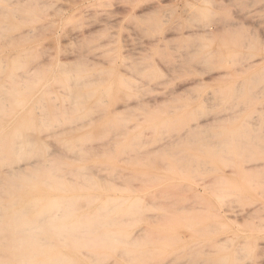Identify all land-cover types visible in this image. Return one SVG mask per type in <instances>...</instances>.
<instances>
[{
  "label": "rangeland",
  "instance_id": "1",
  "mask_svg": "<svg viewBox=\"0 0 264 264\" xmlns=\"http://www.w3.org/2000/svg\"><path fill=\"white\" fill-rule=\"evenodd\" d=\"M6 4L0 105L21 109L17 144L37 149L13 166L50 170L80 219L96 207L95 185L115 190V208L142 214L106 228L117 233L110 247L81 245L73 264H264V0ZM69 238L58 240L88 242Z\"/></svg>",
  "mask_w": 264,
  "mask_h": 264
},
{
  "label": "bare ground",
  "instance_id": "2",
  "mask_svg": "<svg viewBox=\"0 0 264 264\" xmlns=\"http://www.w3.org/2000/svg\"><path fill=\"white\" fill-rule=\"evenodd\" d=\"M20 2V0H19ZM17 9V8H16ZM14 10V9H13ZM15 11V10H14ZM25 23V22H24ZM228 24V23H227ZM24 33V32H23ZM22 33V34H23ZM200 33V32H199ZM202 34V32H201ZM21 35V34H20ZM2 36V35H1ZM206 37V36H205ZM6 40V39H5ZM9 42V40H8ZM10 43V42H9ZM11 45V44H10ZM10 49V48H9ZM8 50V49H7ZM11 50V49H10ZM1 51V50H0ZM6 50H3V52ZM10 66V65H9ZM3 67H1L2 69ZM34 68V67H33ZM2 71V70H1ZM5 73V72H4ZM5 78L6 73L4 74ZM3 75V76H4ZM22 76V75H21ZM20 76V77H21ZM23 77V76H22ZM13 75L12 73L9 74L8 79L12 80ZM1 79V77H0ZM23 80V79H22ZM26 80V78L24 79ZM5 82V81H4ZM43 82V81H42ZM16 83V82H15ZM13 83V84H15ZM34 83V82H33ZM12 84V85H13ZM3 85V83H2ZM42 87V86H41ZM6 88V87H5ZM4 88V89H5ZM3 89V87H2ZM1 89V90H2ZM17 89V88H16ZM9 90V89H8ZM27 90V89H24ZM180 90V89H179ZM29 91V90H27ZM176 91V90H175ZM21 91L20 93L22 94ZM5 93V91H4ZM10 94V93H7ZM29 95V94H28ZM35 95V94H34ZM3 96V95H1ZM5 96V95H4ZM30 96V95H29ZM24 96H22L23 98ZM32 97V96H31ZM1 98V97H0ZM25 98L27 99L28 96H25ZM24 98V99H25ZM13 99V98H12ZM35 99V98H34ZM3 100V99H0ZM21 100V99H20ZM30 98L27 100L29 101ZM5 102V101H4ZM9 102V101H8ZM7 102V103H8ZM20 102V101H19ZM22 103V102H21ZM5 104V103H4ZM23 104V103H22ZM34 104V103H33ZM4 106V105H3ZM22 107V105H21ZM17 109H19V107H16ZM31 108V107H30ZM4 107L2 108V106L0 105V264H73L72 259L70 258V254H75L78 252V250L80 249L81 245H88L87 248H89L90 244H93L96 246V248L98 249H102V245H104V247H110L111 246V242H116L117 239V233L116 232H112L111 230H106L107 227L112 226V225H116V227L118 226V223L122 222L123 219L121 220L120 218H122L123 216H134L135 219H142L141 218V213L138 210H135L134 212H130V209H117L115 208V204L117 205H121V203L119 202V200L121 198H119L118 196H116L115 193H113L115 190L111 189V187L109 186H99V185H95L93 187L94 190V197H95V208L94 211L91 213V217H86V218H82L80 219L79 223H74L70 226H61L59 224V222L57 221V223L53 222V216L55 215L54 213H50L48 211H46V206L51 202V201H55V200H59L60 197H58L59 195L56 192H62V191H69V189H66L67 186H65V189L63 188V182H55V179L57 178H53L55 177L52 172L50 170V172L45 171V169H41L38 172L36 171V173H34L32 176L28 175V169L30 167H34L36 166V163L32 162L31 159L29 158V160L31 162H28L25 166H18V167H14L13 164L14 162H16V160L18 158H22L24 157V155H28L30 154V152H34V150L36 151L37 149H35V147H31L29 149H24L22 150L21 147L22 146H18L17 144V140L19 137H17L18 132L20 131L18 128H15L14 125L16 120H14V116L15 115H20V117L22 116V112L21 109L20 114H15L13 115V111L7 113L6 111L3 110ZM125 109V107H124ZM16 110V109H15ZM22 111H23V107H22ZM28 113V112H27ZM79 113V112H78ZM25 114V113H24ZM34 113H32L33 116ZM86 115V114H85ZM226 116V115H225ZM19 117V118H20ZM26 117V116H25ZM30 117V116H29ZM36 117V116H35ZM18 118V117H17ZM219 118V117H218ZM34 119V117H33ZM85 119V118H84ZM221 118H219L220 120ZM21 121V119H18ZM17 120V122H18ZM35 120V119H34ZM36 121V120H35ZM34 121V123H35ZM221 121V120H220ZM225 121V120H223ZM27 123V122H26ZM22 124V123H21ZM24 124V122H23ZM36 124V123H35ZM32 125V124H31ZM84 125V124H83ZM82 125V126H83ZM86 125V124H85ZM202 124H198L197 127H199ZM36 127V125H34ZM17 127V126H16ZM25 127V126H24ZM34 127V128H35ZM195 127V128H197ZM247 127V126H246ZM25 130V129H24ZM28 130V128H27ZM27 132V131H26ZM20 133V132H19ZM30 133V132H29ZM32 133V132H31ZM38 133V132H37ZM40 133V132H39ZM27 134V133H26ZM29 135V134H28ZM51 135V134H49ZM33 136L30 135V138L32 139ZM83 139V138H82ZM86 139V138H85ZM20 140V139H19ZM27 140V139H26ZM30 140V139H29ZM91 140V139H90ZM22 141V140H21ZM36 141V140H35ZM31 142V141H30ZM28 142V143H30ZM33 143L31 142L30 145H32ZM36 144L39 146V143ZM29 145V144H27ZM67 146V145H66ZM43 147V146H41ZM72 147V146H71ZM88 148V147H87ZM43 149V148H42ZM73 149V148H72ZM90 149V148H89ZM21 152H20V151ZM44 150V149H43ZM42 150V151H43ZM45 151V150H44ZM79 151V150H78ZM82 152V151H81ZM85 153V151H83ZM86 152H89V150H87ZM38 153V152H37ZM75 152H73V155L76 156V154H74ZM39 155V154H38ZM44 155V153H43ZM53 155V154H52ZM40 156V155H39ZM50 156V154H49ZM55 156V155H54ZM46 157V156H45ZM51 157V156H50ZM65 157V156H64ZM63 157V158H64ZM78 157V156H76ZM84 157H87L84 155ZM89 157V156H88ZM27 158V157H25ZM41 158V157H39ZM56 158V157H55ZM73 158V156H72ZM99 158V157H98ZM42 159V158H41ZM45 159V158H44ZM57 159V158H56ZM55 159V160H56ZM82 159V158H81ZM87 159V158H86ZM85 159V160H86ZM48 161V160H47ZM52 161V158H51ZM18 162V161H17ZM37 162V161H36ZM42 163L38 162L39 164H42L43 166H45V162L46 160H41ZM106 162V161H105ZM48 163L50 164V162L48 161ZM47 163V165H48ZM56 163V162H55ZM102 163V162H101ZM55 165V164H54ZM53 165V166H54ZM52 166V165H51ZM50 166V167H51ZM56 166V165H55ZM54 166V167H55ZM59 167V165H57ZM62 166V165H61ZM105 166V165H103ZM113 166V165H112ZM4 170H2V168H4ZM29 167V168H28ZM38 167V166H37ZM42 167V166H41ZM49 167V168H50ZM57 167V168H58ZM63 167V166H62ZM80 167V166H79ZM106 167V166H105ZM45 168H48L47 166ZM75 168V166H74ZM73 168V169H74ZM81 168V167H80ZM92 168V167H91ZM59 169V168H58ZM62 169V168H61ZM60 169V170H61ZM67 169V168H66ZM70 169V168H69ZM69 169L67 170V172L69 171ZM88 168L85 169V171ZM90 169V168H89ZM85 172V174L90 173L92 175L91 172ZM53 170V169H51ZM65 170V168H64ZM71 170V169H70ZM75 170V169H74ZM94 170V169H93ZM54 171V170H53ZM76 171V170H75ZM104 171V169H103ZM115 171V170H114ZM118 171V170H117ZM169 171V170H168ZM65 172V171H64ZM72 171H70L71 173ZM20 173H24V175H27V178H21V176L19 175ZM57 173V172H56ZM55 173V174H56ZM82 173V172H81ZM80 173V175H81ZM109 173V172H108ZM116 173V172H115ZM73 173H71L72 175ZM119 174V173H118ZM60 175V174H59ZM75 175V174H74ZM82 175H84V171L82 173ZM100 175V174H99ZM68 176V175H66ZM79 176V175H78ZM87 176V175H86ZM98 176V175H97ZM96 176V177H97ZM15 177V178H14ZM24 177V176H23ZM65 177V176H64ZM62 177V178H64ZM80 177V176H79ZM88 177V176H87ZM84 178V179H87ZM78 178V177H77ZM103 178H105L103 176ZM102 178V179H103ZM150 178V177H149ZM171 178V177H170ZM79 179V178H78ZM101 179V180H102ZM178 179V178H176ZM88 180V179H87ZM170 180V179H169ZM182 180V179H181ZM184 180V179H183ZM53 181V182H52ZM109 181V180H108ZM132 181V180H130ZM173 181H175V179H173ZM170 181V182H173ZM178 181V180H177ZM76 182V181H75ZM112 182V181H111ZM140 182V179H139ZM148 182V181H147ZM185 182V181H184ZM183 182V183H184ZM78 183V182H77ZM103 183V182H102ZM114 183V182H113ZM116 184V183H115ZM126 184V183H125ZM83 185V184H82ZM101 185V184H100ZM104 185V184H103ZM124 185V184H122ZM132 187V184H130ZM140 185V184H139ZM146 185V184H143ZM163 185V184H162ZM187 185V184H186ZM85 186V185H83ZM113 186V185H112ZM121 186V185H120ZM166 186V185H165ZM172 186V185H171ZM185 186V185H184ZM71 187V186H70ZM129 187V186H128ZM167 187V186H166ZM86 188V187H85ZM118 188V187H117ZM137 188V185H136ZM148 188V186H147ZM123 189V188H122ZM130 189V188H129ZM155 189V188H154ZM90 190V189H89ZM124 190V189H123ZM158 190V189H157ZM168 190V189H166ZM177 190H179L177 188ZM118 191V190H116ZM134 191V190H133ZM145 191V190H144ZM169 191V190H168ZM181 191V190H180ZM192 191V190H190ZM131 192V191H130ZM141 192V191H140ZM143 192V191H142ZM186 192V191H185ZM218 192V191H217ZM123 193L126 194V192L123 191ZM122 193V194H123ZM165 193V192H164ZM179 193V191H178ZM216 193V192H215ZM63 194V193H62ZM122 194L119 193V196H123ZM124 194V195H125ZM223 194V193H222ZM229 194V193H228ZM70 195V194H69ZM133 195V194H132ZM144 195V194H143ZM141 194V198L143 196ZM174 195V194H173ZM233 195V194H232ZM62 196H66V194H63ZM79 196V195H78ZM130 196V195H129ZM158 196V193H157ZM175 196V195H174ZM221 196V195H220ZM219 196V199H220ZM182 197V196H181ZM228 197V196H227ZM234 197V196H233ZM73 198V195L72 197ZM87 198V197H86ZM134 198V197H133ZM139 194H138V199H139ZM161 198V197H160ZM74 199V198H73ZM119 199V200H118ZM124 199V198H123ZM137 199V198H136ZM143 199V198H142ZM155 199V198H154ZM192 199V198H191ZM232 199V198H231ZM247 199V198H246ZM37 202H36V201ZM93 200V198L91 199ZM140 200V199H139ZM144 200V199H143ZM125 201L127 202V200L125 199ZM138 201V200H137ZM142 201V200H140ZM164 201V200H163ZM223 201V200H222ZM227 201V200H226ZM134 202V201H133ZM225 202V201H224ZM93 203V202H92ZM138 203V202H137ZM148 204V202H144V204ZM151 202H149L148 209H150L151 213L153 214V210L154 208H157V206H155V202H153L150 204ZM171 203V202H170ZM187 203V202H186ZM123 204V203H122ZM134 204V203H133ZM140 204V203H139ZM143 204V205H144ZM159 204V203H158ZM76 205V203H75ZM87 205V204H86ZM151 205V206H150ZM154 205V206H152ZM160 205V204H159ZM164 205H167L164 203ZM132 206V205H131ZM161 206V205H160ZM159 206V207H160ZM85 208V207H84ZM130 208V207H129ZM145 208L146 205H145ZM163 208V207H162ZM166 208V207H165ZM182 208V207H181ZM91 210V209H90ZM144 210V209H143ZM160 210H164V209H160ZM179 210V209H178ZM145 211V210H144ZM156 211V210H154ZM166 210H164L165 212ZM173 211V210H172ZM176 211V210H175ZM171 212V211H168ZM146 213V212H145ZM150 213V212H149ZM179 213V212H178ZM168 214V213H167ZM61 216L63 215V213L60 214ZM151 215V214H150ZM154 215V214H153ZM152 215V216H153ZM173 215V214H172ZM85 216V215H84ZM83 216V217H84ZM144 216V215H143ZM147 216V215H145ZM159 216V215H158ZM174 216L176 217V213H174ZM193 216V215H192ZM211 216V215H210ZM151 217V216H150ZM162 217V216H161ZM174 217V218H175ZM184 217V215H183ZM147 218H149V216H147ZM156 218V217H155ZM158 218V217H157ZM156 218V219H157ZM165 218V217H163ZM172 218V217H171ZM178 218V217H177ZM193 218V217H192ZM134 219V220H135ZM153 218H151V220H153ZM159 219V218H158ZM162 219V218H161ZM168 219V218H167ZM185 219V218H184ZM197 219V218H196ZM131 220V219H130ZM150 218L148 219L149 224H150ZM176 220V219H174ZM178 220V219H177ZM181 220V219H180ZM161 221V220H160ZM165 221V219H164ZM125 222V220H124ZM127 222V220H126ZM152 222V221H151ZM178 223V221H176ZM138 223V222H137ZM163 223V222H162ZM173 223V222H171ZM134 224V223H133ZM130 225V224H129ZM171 226V225H170ZM211 226V225H210ZM209 226V227H210ZM213 226V225H212ZM211 226V227H212ZM172 227V226H171ZM62 228H72V229H79V231L81 229H83L85 231L86 230H90V231H86L84 232L83 230H81V232H79L78 234H74V233H62V231H60L59 229ZM176 228V227H175ZM187 228V227H186ZM54 229H57L56 231H54ZM111 229V228H110ZM113 229V228H112ZM145 229V228H144ZM191 229V228H190ZM198 229V228H197ZM214 229H216L214 227ZM71 230V229H70ZM148 230V229H147ZM187 230V229H186ZM114 231V229H113ZM149 232V231H148ZM174 232H176V230H174ZM193 232V231H192ZM51 234L53 236V238L55 239V241H52L50 243H48L46 241V234ZM141 233H143L141 231ZM147 233V231H146ZM122 234V233H121ZM184 234V233H183ZM14 235V237H13ZM120 235V234H119ZM118 235V236H119ZM129 235V234H128ZM138 235V234H136ZM135 235V236H136ZM196 235V234H195ZM201 235V234H200ZM60 236H64V237H71V238H84L88 239V242H83L79 243V241L77 243H75L72 240H69L68 242H59V237ZM140 236V235H139ZM143 236V235H142ZM145 236V235H144ZM137 237V236H136ZM148 237V236H147ZM69 238V239H71ZM120 238V236H119ZM132 238V237H131ZM134 238V237H133ZM142 238V237H139ZM156 238V237H155ZM7 239V240H6ZM122 239V238H120ZM119 239V240H120ZM162 239V238H161ZM174 239V238H173ZM172 239V240H173ZM198 239V238H197ZM135 240V239H133ZM132 240V241H133ZM139 239H137L136 241H138ZM145 240V239H144ZM149 240V239H148ZM82 241V240H81ZM123 241V239H122ZM146 241V240H145ZM150 241V240H149ZM152 241V240H151ZM169 241V240H168ZM36 242H40L41 246H45V248H43V250H39L38 246H36ZM43 242V243H42ZM148 242V241H147ZM165 242V241H164ZM117 243V242H116ZM119 243H121L119 241ZM126 244V242H124ZM130 244V243H129ZM137 244H139V242H137ZM84 245V246H85ZM123 245V243H122ZM127 245V244H126ZM142 245V244H141ZM31 246V247H30ZM92 246V245H91ZM92 246V247H95ZM49 247V249L47 248ZM128 247V246H127ZM135 247V245H134ZM126 248V247H125ZM86 249V248H85ZM120 250V249H119ZM100 251V250H99ZM98 251V252H99ZM111 252V251H110ZM80 253V252H79ZM107 253V252H105ZM129 253V252H128ZM140 253V252H139ZM146 253V252H145ZM149 253V252H148ZM101 254V253H100ZM115 254V253H114ZM119 254V251H118ZM126 254V253H125ZM147 254V253H146ZM83 255V253H82ZM123 255V254H121ZM92 256V255H91ZM101 256V255H99ZM128 257V256H127ZM131 257V256H130ZM142 257V256H141ZM98 258V257H97ZM123 258V257H122ZM95 259V258H94ZM104 259V258H103ZM95 261V260H94ZM100 261V260H99ZM98 261V262H99ZM93 262V261H92ZM96 264V262H94ZM101 263V262H100ZM106 263V262H105ZM76 264V263H75ZM108 264V263H107Z\"/></svg>",
  "mask_w": 264,
  "mask_h": 264
},
{
  "label": "clouds",
  "instance_id": "3",
  "mask_svg": "<svg viewBox=\"0 0 264 264\" xmlns=\"http://www.w3.org/2000/svg\"><path fill=\"white\" fill-rule=\"evenodd\" d=\"M7 7L6 0H0V9H4ZM48 74L52 75H59L58 70L56 69H48L47 70ZM3 73L0 72V75ZM75 200L73 198H65L61 200H55L51 201L47 206H46V211L50 213H54L55 215L53 216V222H59L61 226H70L74 223H79L80 222V217L78 216L76 212V207H75ZM63 213L61 216L60 214Z\"/></svg>",
  "mask_w": 264,
  "mask_h": 264
}]
</instances>
